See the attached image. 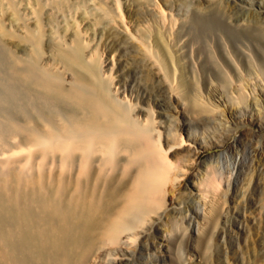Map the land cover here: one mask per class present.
Returning <instances> with one entry per match:
<instances>
[{
  "label": "rangeland",
  "instance_id": "obj_1",
  "mask_svg": "<svg viewBox=\"0 0 264 264\" xmlns=\"http://www.w3.org/2000/svg\"><path fill=\"white\" fill-rule=\"evenodd\" d=\"M224 1L0 0V235L7 239L0 237V247L7 244L20 257L3 254L5 245L0 264H20L28 255L41 258L43 247L53 249L51 238L61 220L40 218L54 215V205L78 215L70 218L71 233L86 224L79 215L84 206L71 199L86 189L96 196L99 184L112 178L100 145L87 150L80 139L101 124L95 97L102 95L114 108L143 122L149 118L150 127L151 120L155 126L159 121L151 111L166 115L170 99L176 103L177 98L191 109L179 118L187 128L193 123L207 147L198 149L192 166L168 184L166 206L152 208L150 219L134 226L140 234L133 244H116L108 239V229L97 228L86 256H97L94 264L113 258L115 264L264 260V121L255 113V120L237 118L229 127L219 122L228 71L235 73L239 63L264 73V24L249 13L246 1L229 0L236 5L232 10ZM155 3L166 8L164 16ZM112 55L114 66H104L102 60ZM115 84L125 87V94ZM202 102L212 110L201 108ZM225 106L231 103L225 100ZM160 120L173 131L172 118ZM72 138L76 144L71 146ZM183 159L186 151L180 150L174 160L180 166ZM116 162L107 164H115L116 178L131 184L141 162L131 152ZM22 211L30 214L28 220ZM92 215L96 219L98 213ZM24 232L33 235L27 238ZM72 264L91 262L74 259Z\"/></svg>",
  "mask_w": 264,
  "mask_h": 264
},
{
  "label": "bare ground",
  "instance_id": "obj_2",
  "mask_svg": "<svg viewBox=\"0 0 264 264\" xmlns=\"http://www.w3.org/2000/svg\"><path fill=\"white\" fill-rule=\"evenodd\" d=\"M242 1H246L247 4L249 5L250 7L248 8L249 13H252L253 17L258 22H261L264 24V0H260V1L242 0ZM119 4L120 3H118V6ZM155 4H157V7L159 8L160 13L162 12V15L164 16L166 12V8L161 6L159 3H155ZM224 4L228 10H232L236 6L235 3L231 4L229 0H225ZM240 52L243 53L244 51L240 50ZM192 53L193 52L189 54L191 55ZM227 54H228L229 60L233 59L232 52L228 51ZM169 56L171 57L170 53H169ZM170 60L173 64L172 58H170ZM235 61L233 62V64L237 62ZM102 64L104 66H108L111 64L114 66V56L112 55L111 58L107 57L103 59ZM193 64L191 63V65ZM195 65L193 66L195 67ZM260 69L262 70V68ZM175 72L176 71H174V74ZM226 77H227L228 86L227 88L225 86L226 90L223 95V97L225 96V99L223 98L219 99L223 105V107H220V111H219L221 112V116L219 117L220 118L219 122H222V123L224 122V124H226L225 127H229L230 122H233L237 118H242V117L245 118V116H248V117L254 116L253 120H255L256 118L255 113H258L259 119L261 122L262 120L264 121V73L256 69L254 65H253V70L251 69V66L250 68L244 69L241 66H239V63H238V65L235 66V73L232 74V73H229L228 71ZM115 85L117 87L118 92L120 93L123 92L125 94L127 90L125 89V87L120 86L118 84H115ZM198 89H200V87ZM200 93L198 97L201 96ZM206 96L208 97V100L210 99L212 100V94L210 92H209V95L206 94ZM170 100H171V103H170L169 109L165 110L166 113L168 114L165 115L162 112H158V111L155 114L154 111L150 110L153 116L152 119H156V118L159 119V121L158 120L155 121V122L158 121L156 126L153 124L154 121L151 120L152 126L150 127L148 125V123H150L148 116H146V118H148V121L145 118L146 121L143 122L140 119L139 115L137 114L129 115L126 113L127 111L124 112L122 108L119 107L118 109V108H114L113 106H111L107 98L105 99L103 95L95 97V104H96L95 110L97 111V115L101 118V124L95 123L93 126H91L90 131L88 133H85V136L80 139H81V142L85 144V147L87 150L92 149V147L95 144L100 145L99 149L102 151L103 156L105 157V160H106V165H107V166L104 165V168L111 169L112 178L110 181L106 179V181L101 182L99 184L96 196L93 197L90 190L86 189L84 192L82 193L80 192L81 195L75 194L78 196H74L73 199H71V200L80 202L84 206L83 209H81V211L83 212H81L79 215L82 218H86V220H84L86 224L78 225L76 227L75 232L71 233L69 223L71 221L70 220L71 216L78 217V215L74 213L72 210L65 211V209L61 208L59 205H54L52 207V212L54 215L49 214V215H46L40 218V220H43L44 222H48V223H52L55 217H58L61 220V224L56 225L57 229L59 230V233H57L54 237L51 238V244H52L51 247H53V249L50 250L48 248L45 250V247H43L42 252H40L41 254H43L41 255V258H38L39 256L37 253L36 254L32 253L33 256H31V255H28V253L26 252V254L30 257H26L23 255L24 253L23 254L21 253L26 258L22 259L20 264H34L36 260L43 261L46 264H72L74 259H77V260L80 259L82 260L83 263L91 262V264H94L97 262L98 257L94 256L92 259H90L88 256H86V253H88V251L90 250V240H89L90 237L94 238L95 236H97V233H95V229L97 228L100 230L108 229L111 232V234L108 235V239H110V241L116 244H119L120 242H122V240L127 241V243L129 242L128 244L130 243L133 244V240H135L136 238L138 239V235L140 234V232L139 230H136L134 228L138 225L146 223L147 220L150 219L149 213L155 212L152 210V208L156 209V208H162L166 206V202H167L166 194L168 193V184L174 180H178L179 176H181L182 173H184L185 169H187L189 166H192V161H194L193 159L195 155L197 154L198 149L207 147L206 145H203L204 143L207 144L205 139H203L202 141V139L198 137L199 133H197V131L194 130L193 123L190 124L192 128L191 126L187 128L186 125L183 123V121H181V119L179 118V115L181 114L182 110L191 112L190 107L187 104L181 101H178V99L175 98L176 103L180 105L181 107V109H177L178 108L177 104L173 102L172 98ZM225 100H228V102L231 103V106L226 107ZM129 101L131 104V99ZM210 104L213 105L212 103ZM200 105H201V108L210 109V111L212 110L211 108H208V105L205 102H202V104ZM169 112H172V113H169ZM163 116L170 118V119L172 118L173 123L175 122L176 125L173 126L172 132H169L171 131V129L166 130L165 126L163 127L162 124L164 122L160 120V118H162ZM168 128H171V127H168ZM186 142H188V144L190 145L185 146ZM74 143H75V139L72 138L70 141L71 146L74 145ZM180 150L186 151V159H183L185 163L179 166L178 163L174 159L176 155L180 152ZM129 152H131V155L134 156V158L138 159L141 162L139 169L137 170L131 184L127 180L124 181L121 179L120 180L117 179L115 176L117 173V172L115 173V167H114L115 164H111V165L107 164L110 162L117 163L116 162L117 156L121 154L129 153ZM127 164H128V161H127ZM128 185H130L129 188H128ZM50 203L51 202H49V204ZM50 210L48 209V211ZM22 212H23V219L28 220L30 217V214L28 212H24V211ZM31 212L33 211L31 210ZM92 213H98V216L96 217V219H94ZM34 216L36 217V215ZM195 217L197 216L192 215V218H195ZM12 219H15V218L12 217ZM2 220L4 221V219ZM94 222H96L95 225H94ZM3 223L1 225H3ZM17 223H20V222H17ZM23 224H21V227L23 226ZM30 224L31 223L29 222V225ZM26 226H28V224ZM2 228L3 226L0 228V230ZM27 228L29 229L30 226ZM132 229L134 230L131 231ZM4 230L5 229H3L2 231L4 232ZM117 232H119L118 235H115L117 234ZM3 234L4 233H2L0 237ZM25 235L24 237H27V234ZM30 235L31 234H29V236ZM3 236L2 238L4 240H7ZM158 237L159 236H157V238ZM30 240L31 239H29V242H31ZM163 240H166V237ZM5 242L6 241H4L3 244ZM157 242H159L160 244L162 243L161 240L159 241V239H157ZM154 245H155V242L153 241L152 243H146L145 246L147 249H150ZM4 247L6 250L3 251L4 252L3 254H5L6 256L11 255L10 258H12V256H15L13 257V259L15 258L17 260L20 259V257L17 258V255H18L17 253L16 255H14L15 253V251H13L14 249L8 248L7 244H4L0 248H4ZM118 248L120 249V251L123 250L122 246H118ZM128 250L130 251L131 249H128ZM20 251L22 252L23 250L19 249L18 252ZM23 256L21 258H23ZM226 258L228 259L229 257H226ZM113 262H116V258H113L112 262L111 260H109L108 264H115ZM259 264H264V260L260 261Z\"/></svg>",
  "mask_w": 264,
  "mask_h": 264
}]
</instances>
